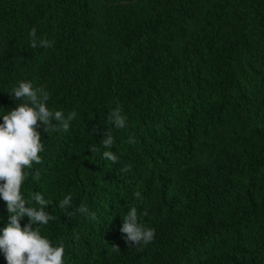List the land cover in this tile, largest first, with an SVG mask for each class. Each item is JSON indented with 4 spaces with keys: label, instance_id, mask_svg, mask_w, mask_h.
<instances>
[{
    "label": "trees",
    "instance_id": "trees-1",
    "mask_svg": "<svg viewBox=\"0 0 264 264\" xmlns=\"http://www.w3.org/2000/svg\"><path fill=\"white\" fill-rule=\"evenodd\" d=\"M33 27L54 48H32ZM20 80L77 113L42 134L22 187L51 198L41 231L65 264H264V0H0V107ZM104 129L117 163L90 151ZM66 194L96 218L64 214ZM131 206L155 229L142 250L119 231ZM8 215L0 200V226Z\"/></svg>",
    "mask_w": 264,
    "mask_h": 264
},
{
    "label": "clouds",
    "instance_id": "clouds-1",
    "mask_svg": "<svg viewBox=\"0 0 264 264\" xmlns=\"http://www.w3.org/2000/svg\"><path fill=\"white\" fill-rule=\"evenodd\" d=\"M29 36L34 49L55 46L53 40L38 37L35 27ZM8 92L18 103L11 110L0 107V200L6 202L9 213L7 222L0 226V252L7 264H65L63 242H54L41 231L42 226L55 219L52 211H47V206L53 205L51 198H45L39 191L29 193L26 198L22 187L29 178L30 170L42 162V134L50 136L61 130L68 132L77 113L50 108V92L45 86H34L31 80H20ZM107 119L116 129L127 127V114L119 106L108 113ZM115 144L112 132L104 129L100 144L89 147L91 153H99L101 159L117 163L120 158L112 150ZM130 168L131 165H126L120 171L128 172ZM32 177L39 181V169H35ZM134 196L140 201L144 199L140 190H136ZM72 199L71 194H66L59 201V209L64 214L73 217L80 213L96 218V213L83 203L74 207ZM29 200L34 204L30 205ZM143 215L146 216L147 212ZM25 216L28 222L22 227L21 220ZM34 224L36 227H33ZM119 231L129 247L141 250L155 238V229L140 220L136 206L129 207L124 214ZM112 250L121 251L118 245H113Z\"/></svg>",
    "mask_w": 264,
    "mask_h": 264
}]
</instances>
